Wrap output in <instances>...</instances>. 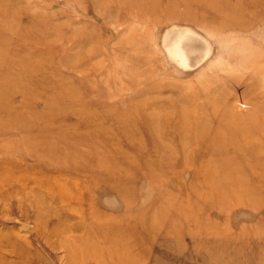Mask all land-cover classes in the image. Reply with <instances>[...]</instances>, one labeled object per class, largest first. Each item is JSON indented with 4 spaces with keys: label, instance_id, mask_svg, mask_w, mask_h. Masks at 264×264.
Listing matches in <instances>:
<instances>
[{
    "label": "rangeland",
    "instance_id": "374dc122",
    "mask_svg": "<svg viewBox=\"0 0 264 264\" xmlns=\"http://www.w3.org/2000/svg\"><path fill=\"white\" fill-rule=\"evenodd\" d=\"M141 1L0 0V264H264V0Z\"/></svg>",
    "mask_w": 264,
    "mask_h": 264
},
{
    "label": "bare ground",
    "instance_id": "6f19581e",
    "mask_svg": "<svg viewBox=\"0 0 264 264\" xmlns=\"http://www.w3.org/2000/svg\"><path fill=\"white\" fill-rule=\"evenodd\" d=\"M192 2L195 4V7L198 6L197 8H199L201 10V12H202L201 15H203V17L208 16L209 13L214 14L215 19L217 20V23L221 24V26L243 28L249 23V21L244 19L243 12H246V8L244 7L243 2L241 0H235V1H232V0H192ZM157 5H158V0H142L140 5H139L140 7H139L138 11L139 12H144L145 10L146 11H154V9H156ZM182 15L188 20L189 19L190 20L195 19V14L191 13V12H186L185 14H182ZM182 15H180V16H182ZM203 17H201V18H203ZM196 19H197V16H196ZM183 51H184L183 49L180 50L179 46L176 47L175 45H172V47H171V52L174 54L175 57H178L180 59V61L184 60ZM193 61L194 60H192V62ZM236 81H237L236 83H238L239 86H242L243 88H245L244 82L239 81V80H236ZM211 104H212V110H213L214 109L213 105H214V107H216V101L213 100V102ZM254 114H255V112H254ZM254 114H253V117H256L255 116L256 114L255 115ZM202 115L204 116L203 112H202ZM79 117H81V120L83 121L84 115H80ZM121 117H122L121 115H118L114 119L118 120V119H121ZM243 120H245V119H243ZM246 122H248V121H246ZM249 123L250 124L254 123L256 126L249 137H252L254 135H260V136L263 135L264 136V123L258 122L257 120H253V119H252V121H249ZM196 132H198V131H196ZM98 137H100V136H98ZM58 152L63 153L61 158L62 159L65 158L66 162L68 161L67 162L68 164L66 163V166H65L66 168L67 167L73 168V169L75 168V169L80 171L83 168L88 169L89 167H92V165H93L90 162L88 163V165L84 164V166L79 165L78 163H75V159H76L75 156L78 153V151L75 147H70V150L67 151L68 155H66L64 153V151H62V150L60 151V149H57L56 147H51V146L40 147L39 149H37L36 152H33L34 154L33 153L32 154L36 158L47 156L50 159V157H52L51 155H53V154L55 155ZM79 154H80V157L83 159H87L89 157V155L85 154V152H79ZM48 164L52 165L50 162H48ZM30 165L32 166V164H30ZM96 166H97V168L101 169L105 165L103 163L98 162L95 164V167ZM57 179H58V177H55V178L52 177L50 180H48L49 182H47L48 183L47 186L55 183L57 181ZM49 196L52 199L57 197V195L56 196L49 195ZM58 197L70 198V196H68V194H66L64 191L60 192L58 194ZM100 225H101L100 223L97 224V223L90 222L88 224V231H86L85 236L88 239H90V238H92V237H89L91 235V234H89V233H91V231L93 232V230H97V232H101L102 227ZM83 240H84V238H83Z\"/></svg>",
    "mask_w": 264,
    "mask_h": 264
}]
</instances>
